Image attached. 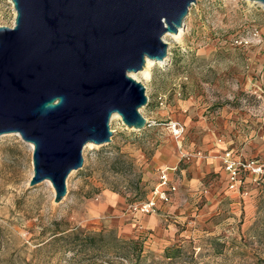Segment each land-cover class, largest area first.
<instances>
[{
  "label": "rangeland",
  "instance_id": "374dc122",
  "mask_svg": "<svg viewBox=\"0 0 264 264\" xmlns=\"http://www.w3.org/2000/svg\"><path fill=\"white\" fill-rule=\"evenodd\" d=\"M14 20L12 2L0 0V26ZM163 41L170 60L138 80L151 125L110 120L112 141L84 147L61 202L48 180L29 185V143L17 133L0 137V264H264V170L253 169H264V7L196 0L182 41ZM227 150L250 167L235 188ZM166 166L176 190L165 202L155 190ZM168 249H178L172 259Z\"/></svg>",
  "mask_w": 264,
  "mask_h": 264
},
{
  "label": "water",
  "instance_id": "95a60500",
  "mask_svg": "<svg viewBox=\"0 0 264 264\" xmlns=\"http://www.w3.org/2000/svg\"><path fill=\"white\" fill-rule=\"evenodd\" d=\"M11 1L14 25L0 26V137L33 145L29 185L50 181L59 203L84 147L112 141L113 114L128 129L148 126L146 88L131 73L164 60L163 36L185 26L196 0Z\"/></svg>",
  "mask_w": 264,
  "mask_h": 264
},
{
  "label": "built area",
  "instance_id": "2783aa9c",
  "mask_svg": "<svg viewBox=\"0 0 264 264\" xmlns=\"http://www.w3.org/2000/svg\"><path fill=\"white\" fill-rule=\"evenodd\" d=\"M149 121V120H148ZM150 121L148 122V126H150ZM173 133L176 136H180L183 132V128L178 125L174 124L172 127ZM223 165L225 170L229 173V178L231 182V188H235L236 182H241L242 179H240V173L243 170H250V167H246L245 163L238 162L236 159H234V156L232 152L226 151L224 158H223ZM175 169V168H174ZM253 169L258 170V174H261L263 172V166L260 164H254ZM173 170L169 167H166L165 169H161V175H160V183L158 187L155 190V196L159 198L162 201H169V191H175L176 188L171 185L169 180L168 171ZM263 174V173H262ZM165 189V190H163ZM155 200L154 198L151 199L147 204L144 205L143 211L149 212L155 208Z\"/></svg>",
  "mask_w": 264,
  "mask_h": 264
},
{
  "label": "bare ground",
  "instance_id": "6f19581e",
  "mask_svg": "<svg viewBox=\"0 0 264 264\" xmlns=\"http://www.w3.org/2000/svg\"><path fill=\"white\" fill-rule=\"evenodd\" d=\"M10 2H12V1L10 0ZM15 15H16V11H15ZM183 34H184V27L180 28L177 33H166L165 36H169L175 41H182ZM169 60H170V52H169V46H168V55L164 58V60L158 61L157 63L164 65ZM155 63H156V61H154V60L146 59V64H145L144 68L137 73H131V76L136 80H139V76H143L146 79H149L151 77L152 67L154 66ZM114 118L121 119V117L118 114H113L111 117V120H113ZM29 145L31 146V149H33V145L30 143H29ZM88 145L92 146V143H89ZM48 183L51 185L50 181H48Z\"/></svg>",
  "mask_w": 264,
  "mask_h": 264
},
{
  "label": "trees",
  "instance_id": "16d2710c",
  "mask_svg": "<svg viewBox=\"0 0 264 264\" xmlns=\"http://www.w3.org/2000/svg\"><path fill=\"white\" fill-rule=\"evenodd\" d=\"M245 171V170H244ZM247 171V170H246ZM86 239L88 240V241H91V242H93V243H96L99 239L97 238V237H95V235H86ZM99 241H101V242H103L102 240H99ZM129 244V245H128ZM126 246H127V248L128 249H130V250H132V251H134V250H138V253H141V248H142V246H140L138 243H135V241L134 240H129V243H128ZM100 248H102V247H104V245L102 244L101 246L100 245H98ZM102 249H104V248H102ZM120 250H124V248H121V247H116V248H114V251H120ZM173 249H168V251H166V254H165V257L166 258H168V259H172L173 257H175L176 255L174 254L175 252H178V249H174L173 251H172ZM171 253H173V254H171Z\"/></svg>",
  "mask_w": 264,
  "mask_h": 264
},
{
  "label": "clouds",
  "instance_id": "9594fccd",
  "mask_svg": "<svg viewBox=\"0 0 264 264\" xmlns=\"http://www.w3.org/2000/svg\"><path fill=\"white\" fill-rule=\"evenodd\" d=\"M63 98L61 97V98H57L55 101H53L52 103H59L61 100H62Z\"/></svg>",
  "mask_w": 264,
  "mask_h": 264
},
{
  "label": "crops",
  "instance_id": "0c3cea01",
  "mask_svg": "<svg viewBox=\"0 0 264 264\" xmlns=\"http://www.w3.org/2000/svg\"><path fill=\"white\" fill-rule=\"evenodd\" d=\"M166 167H168V166H166Z\"/></svg>",
  "mask_w": 264,
  "mask_h": 264
}]
</instances>
